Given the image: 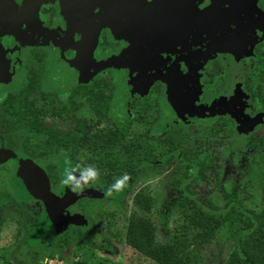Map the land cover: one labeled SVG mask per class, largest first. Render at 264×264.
I'll use <instances>...</instances> for the list:
<instances>
[{"label": "flooded vegetation", "instance_id": "af4514ba", "mask_svg": "<svg viewBox=\"0 0 264 264\" xmlns=\"http://www.w3.org/2000/svg\"><path fill=\"white\" fill-rule=\"evenodd\" d=\"M202 1L204 9L213 8L209 19L202 18L203 13L196 9L195 0H31L25 13L22 11L25 8L22 4L28 0H0V31L5 27H14L27 37L39 39L44 44L27 43L15 31H5L0 36V84L4 80L10 81L11 75L16 73L21 77L22 87L28 76L27 61L35 62L37 59L43 66L32 74L38 88L29 97L35 100L36 109L43 107L44 102L54 103V107L74 109L75 103L69 102L74 89L96 84L100 79L110 87L113 86V78L115 82L120 81L125 86H130V91L136 97L134 103H137L134 111L141 110L149 114L151 119L157 120L161 112L166 113L167 106L169 110L188 118L201 113L196 123H211L208 126L210 132L212 128L228 123L231 130L227 133L229 137L223 139L225 141L237 137V132L242 135V145H246L254 136L260 140L264 136V0H222L215 5L211 1L210 4L209 0ZM37 2L40 4H36ZM166 11L175 17L167 16ZM160 18H166L167 24L171 19L170 26H178L179 21L189 32V40H184L189 49L186 46L181 48L185 50L180 54L181 57H175L177 62L173 56L171 58L166 55L162 58L160 53L155 56L154 49L160 52V48L147 39L150 34L148 29L156 27L154 22L158 19L160 21ZM167 24L161 28L165 30ZM70 43H79L82 47L75 52L67 49ZM115 46L119 47L112 51ZM170 51L176 54L171 47ZM219 52L224 55V52L228 55L234 53L228 57L236 58L209 59L219 55ZM100 53L106 55L101 57ZM63 62L67 65L65 68L59 66ZM52 76L58 79L54 81ZM63 83L65 87L62 86ZM61 89L64 92L55 93ZM107 89L113 95L115 87ZM11 94L8 93L5 98ZM256 95H259V100H255ZM113 103L114 101L109 108V115ZM46 114L40 127L45 133L82 132L78 127L71 128L74 125L72 122H65L53 116L50 111ZM133 119L139 123L137 115H133ZM56 120L71 129L59 130L46 125V121L55 123ZM104 124L106 125L102 123L98 127ZM192 124L190 126L193 128ZM147 127L151 128L149 122ZM105 128L106 126L98 130ZM95 130L96 127L87 124L85 135ZM133 134L139 138L148 137L143 132ZM212 138L213 141L221 139L215 135ZM72 145L71 148L76 144ZM260 146L264 147V141L260 140ZM259 156L264 163V150ZM0 158V195L6 194L2 190L6 185L8 190H12V199L22 202L17 198L16 188L12 185L20 175L27 178L31 185H36V195L41 198V195H45L54 206L51 212L53 215L56 205L48 197L46 189L49 181L43 183L41 176L29 167L31 161L16 158L8 148L0 150ZM53 161L59 168L58 161L67 160L59 158ZM34 165L45 174L42 168ZM21 166L22 169L28 167L27 172L19 171ZM28 169L31 172L30 178ZM161 178L162 176L158 180ZM41 184L45 189L40 188ZM86 191L89 190L83 189L77 195ZM49 192L58 196L57 188L55 190L51 186ZM6 204L9 205V201L2 198V262L23 264L26 246L18 238L24 233V229L17 222L22 217L15 219L9 215L2 216L1 211L7 209ZM29 205L30 202L26 206L30 207ZM41 206V211L46 216L50 215L47 206ZM61 214L62 212L58 216ZM52 219V223H56L55 217Z\"/></svg>", "mask_w": 264, "mask_h": 264}, {"label": "trees", "instance_id": "16d2710c", "mask_svg": "<svg viewBox=\"0 0 264 264\" xmlns=\"http://www.w3.org/2000/svg\"><path fill=\"white\" fill-rule=\"evenodd\" d=\"M42 66L37 59L35 62L29 60L27 81L17 93L8 95L1 102L0 150L8 148L16 158L42 168L48 186L55 190L59 168L53 164L54 159H65L75 168H94L97 171L96 192L103 196L78 200L75 205L86 224H71L60 235L40 242L32 250L26 249L23 260L29 264H44L46 258L64 261L68 255L74 258L79 253L82 260H77L76 264H100L95 261L98 259L96 254L90 251H113L110 237L95 238V234L102 233L98 223L108 218L109 225L127 222L126 264H206V254L213 247L215 264L222 250L223 264H264V163L257 161L264 150L260 146L264 136L260 140L251 137L241 146L242 154L238 160L246 159L242 178L230 175L227 177L230 190L220 191L227 159L237 146L233 140H223L229 137L227 133L231 127L228 123L212 128L211 132L209 125L198 129L197 134L201 137L215 135L221 138L210 142L208 149L190 150L186 138L190 132L176 126H171L162 138H153L141 145L139 142L146 137L139 138L128 128L98 130V125L109 118L113 101V95L107 89L113 86L108 87L103 79L74 89L69 101L75 103L74 109L54 107L51 102H44L43 107L36 109L35 100L29 99L38 88L32 74ZM258 96L255 100L260 99ZM48 111L65 122L77 124L82 132L45 133L40 127ZM87 124L96 130L85 135ZM202 125L196 124L199 128ZM127 134H133V139H126ZM73 143L76 145L71 148ZM181 145L186 146L181 149ZM122 154H126L127 160L135 158L137 163L122 166H126L123 170L129 179L119 192L113 191L109 195L108 188L123 177V171L116 170L112 159ZM167 174H170V180L164 179ZM153 180H157L159 187H168L161 195L158 210L154 196L138 187L143 181ZM200 186L206 189L202 195L198 193ZM3 187L6 194L0 195V209L3 198L9 201L10 208L22 211V215L30 214L33 219L34 209L12 199V193ZM173 215L185 222L175 233L170 232L168 226ZM22 221H17L20 226ZM32 225L26 227L27 232ZM159 227L165 234L162 242L158 241ZM86 250L83 258L82 251Z\"/></svg>", "mask_w": 264, "mask_h": 264}, {"label": "rangeland", "instance_id": "374dc122", "mask_svg": "<svg viewBox=\"0 0 264 264\" xmlns=\"http://www.w3.org/2000/svg\"><path fill=\"white\" fill-rule=\"evenodd\" d=\"M33 2L35 0H32ZM213 3L215 4H219L222 2V0L214 2L213 0H209V3ZM213 1V2H212ZM31 0H28L27 3H23L22 5L25 7L22 10L24 13L27 11V7L30 4ZM32 2V3H33ZM196 5H197V10L201 11L202 13L204 12H209L210 15H212V12L210 11V9L212 8H205V6H203L202 4L204 3L202 0H195ZM210 3V4H211ZM21 5V6H22ZM213 5V6H214ZM67 6H69V3H67ZM2 7V6H0ZM11 7V6H10ZM167 16H171V17H175L174 15H172L169 11H166ZM163 14V13H161ZM164 15V14H163ZM47 16V14H46ZM160 16V15H159ZM180 16V15H179ZM28 17V16H27ZM31 18V17H30ZM28 18L29 20L32 21V19ZM159 20V19H158ZM157 22L153 21L155 23V25L157 24L156 27H150L149 32V36L147 37V39L149 41H151V43L155 46L160 48V52L156 49H154L155 52V56H158L159 53L160 55H162V58L166 55H168L169 57L176 60L177 59L175 57H181L180 54L185 50V48L181 49L183 46H186L188 49L189 47L187 46V42L189 38V32L186 30V27L180 23L178 26H173V24H171L172 26H170V21L171 19L168 21L169 24H167L166 18L161 19L160 21ZM167 24L168 27L164 30L161 27ZM178 27V28H176ZM31 29V26H30ZM185 40V41H184ZM9 42V41H8ZM14 43V42H13ZM174 45H177L175 47V49L173 48ZM13 46L16 49L15 44H13ZM119 46H115L113 47L112 51H115ZM163 47V48H162ZM170 47L176 51V54H174V52L170 51ZM181 49V50H180ZM180 50V51H179ZM179 51V52H178ZM162 53V54H161ZM223 53V52H222ZM221 52H219V55H216L212 58L209 59H213V58H230L231 60L235 59L233 58V56H230L231 54L233 55L234 53H231L230 55L227 54V52L225 55L222 54ZM105 54L100 53V56L103 57ZM212 55V54H211ZM51 58V57H50ZM153 58H155L153 56ZM29 61V60H28ZM27 61V63H28ZM50 61V59H49ZM173 62V61H171ZM224 63H229V62H225ZM63 66L65 68V66H67L64 62L59 64V66ZM11 72V70H9ZM55 76V75H54ZM56 77V76H55ZM52 76V79L54 78V81L57 80L58 78H55ZM21 77L14 73L13 75H11L10 77V81H6L4 80L1 84H0V101L3 100V98H5V95H7L8 93H17L19 91V89L21 88V81H20ZM119 80V79H118ZM112 83L113 86L115 87L114 89V98L115 100L112 108L110 110V115L109 118L106 121V125H102L100 127H98V129H101L102 127L106 126L105 130H108L110 127L112 129L115 128H120V127H125L128 128L129 130H131L133 133L134 132H140V133H145V135L148 137H146L145 139H143L141 142H139L141 145L146 144V142L151 141L153 138H157L160 139L162 138L165 134L166 131L171 127V126H176L180 129H187L190 132V135H188L187 140H189V144L187 145L189 147L190 150H196V148H205L208 149L209 148V144L210 142L213 141V138H206V137H201L200 135L197 134V132L199 131L198 129L201 130V128H205L207 125H210L211 123L208 122H198L199 121V116L201 113H199L197 116H194L196 118L192 116H190V118L186 117V116H180L179 113H175L172 110H169V108L167 106H165V110L166 113H160V116L157 120L155 119H151V116L141 110H135L134 111V106H137V103H134V100L136 99L135 96H133V93L130 91L129 87L130 86H125V84L121 83L120 81H116L112 78ZM55 84V83H54ZM52 84V85H54ZM63 87H65V83L62 84ZM56 87V86H55ZM58 87V86H57ZM59 92H64L61 90H58V92H55L56 94H60ZM135 113V114H134ZM133 115H137L139 118V123L134 121L133 119ZM188 115V114H186ZM46 125L49 127H56L55 129H59L62 130L63 129H76L77 128V124H74L70 127H67L65 124L63 125V122H60L59 120H56V122H50V121H46ZM149 122V124L151 125V128L147 127V123ZM194 123V125L192 124ZM190 124L193 125L190 126ZM196 124H203L202 127H198L196 126ZM153 126V128H152ZM187 127H190V129H188ZM237 137H233L230 139L233 140L232 143L235 144L236 149L230 154L229 158L227 159L225 168H224V173H223V177L222 180L220 181V191L222 190H230V179L227 178L230 175L236 176V179L238 178H242V169L244 168L246 159L243 160H238V156L242 154V151H240L239 149L241 148L242 144L238 143L243 141L242 139V135H240L239 132H237ZM126 139H133V134H127L124 136ZM245 137V136H244ZM228 141V142H230ZM186 145H181V149H183V147ZM126 154H122V156L118 157V158H113L112 162L114 164H116V170L117 171H123V176L126 175L125 170H123V168H125L126 166H128L131 163H137L135 158L132 160H127L126 158ZM262 157L258 156L257 161L262 163ZM257 163V162H256ZM59 165V182L57 187V191H58V196H61V198L59 199H67L70 198L72 196H76L78 193L76 192H72L70 190V187L67 185L62 184V180L65 178V171L66 170H71L73 168H75L72 164H70L67 161H58L57 163ZM124 164H127L125 167H122ZM255 164V163H254ZM258 164V163H257ZM1 163H0V167H1ZM10 168H12L10 166ZM28 167H24L22 169V166L19 168V171L23 172L24 170H26ZM175 169V168H174ZM27 172V170L25 171ZM29 172V178H30V169H28ZM10 173V172H9ZM75 175H79L78 173H74ZM170 174H167L164 179H168L170 180ZM2 180V179H1ZM158 180V179H157ZM157 180H153V181H143L141 182L138 187L144 188L146 189L151 195L154 196V198L156 199V207L157 210L159 208V204H161V195L163 194L164 190H167V186L166 187H159L157 184ZM32 184V183H31ZM28 182V179L25 177H21L19 175V177L14 180V183H12V185L14 186V188H16L15 192L17 194V198L19 200H21L24 204H28V202H30V207L33 210V214H34V218L31 219L30 218V214H23L22 211L16 212V210H14L13 208H10V206L8 204H6L5 208L7 209H3L1 211V215H9L10 217L13 218H18V217H22V224L21 226L24 229V233L18 238L19 241H24L23 246H26V249H33L35 248L37 245H39L40 242L47 240V239H51L53 238L52 236H57L60 235L62 232L66 231V229L68 228L69 225L74 224V225H84L86 224L85 221L82 219V214L80 213V209L78 208L77 205L69 208L66 207L63 209L61 216H58L56 218V223H52V216L51 212L54 209V206L46 199L45 195H41L43 198H41L39 195H36V193L34 192V190H36V185H31ZM96 182L94 181H89L86 185H82V190L83 189H88V190H96L95 188ZM6 186V185H5ZM43 187V184H41L40 188ZM45 189V188H44ZM199 190V194L202 195L204 191H206L205 187L200 186L198 187ZM10 192H12L11 189H9ZM36 196V197H35ZM57 196V198H58ZM170 196V195H169ZM35 197V198H34ZM34 200V201H32ZM130 205H132V201L129 200ZM41 205H45L47 206V212L50 215L46 216L45 213L43 211H41V207L43 209V206ZM155 207V208H156ZM40 210V211H39ZM61 212V211H60ZM33 223L32 228L30 230H28L27 232V228L29 224ZM57 225V227H56ZM98 225L100 227H102V233L99 234H95V238L96 239H102L104 236L105 237H110L112 239V249L113 251L115 250V252L111 251V252H105V251H96L94 249H92L90 252H94L96 254V256L98 257V259H92L95 260L96 262L100 263V264H126L128 261L126 259H128L125 255H126V239H125V234H126V226H127V222L123 223V222H114L113 225H109V219L106 218V221L104 220L103 222H99ZM185 225V222L182 218L173 215V217L168 221V226H169V231L175 233L177 230H181L182 227ZM84 234L87 235L88 233L84 231ZM164 232L161 233V228L159 227V233H158V241L162 242L165 239L164 236ZM16 246V245H15ZM215 247L211 248L210 252L206 254V264H215V258L213 257L215 255L214 253ZM86 251H82V257L84 258V255L86 254ZM219 253H221L222 255H219L216 259H217V264H223V261L225 259L222 258L223 256V250L219 251ZM2 252L0 251V256H1ZM90 254V253H89ZM217 255V254H216ZM79 257V258H78ZM89 258H91V256L89 255ZM214 259V260H213ZM78 260H82L81 256L79 255V253H77L76 257L72 258V255H68L67 257H65V260L62 261L60 259H48L46 258L44 260V264H71V262H75L74 264H76V261ZM90 260L86 261V263L90 262ZM127 261V262H126ZM0 264H4V262H2V256L0 257ZM23 264H28L27 261H25V263ZM81 264V263H79Z\"/></svg>", "mask_w": 264, "mask_h": 264}, {"label": "water", "instance_id": "95a60500", "mask_svg": "<svg viewBox=\"0 0 264 264\" xmlns=\"http://www.w3.org/2000/svg\"><path fill=\"white\" fill-rule=\"evenodd\" d=\"M95 1V0H94ZM90 3H92V2H90ZM36 4H40V3H36ZM90 8H92L93 9V6L91 7L90 6ZM211 12L213 11V8L210 10ZM213 14V13H212ZM212 16L209 14V12H205V13H203V15H202V18H204V19H209V18H211ZM4 30H2V31H0V36L2 35V34H4V33H6L5 31H15L16 33H18V34H20L23 38H24V40H26V42L27 43H32V42H35V43H37L38 45L39 44H41V45H44V44H42V42H40V40L39 39H37V40H35L36 38H30V37H27V35H25L24 33H21V31L19 30V29H16V28H14V27H5V28H3ZM55 36H57V35H53V37H55ZM94 43H95V39H94V41H93ZM85 46V45H84ZM81 47H82V45H80L79 43H76V44H74V43H70V46L69 45H67V49H71V50H73V51H75L76 52V50L78 51L79 49H81ZM55 48V47H54ZM86 48H84L83 50H85ZM86 51V50H85ZM81 59V57L79 58V60ZM81 63V62H80ZM80 69V68H79ZM1 159V158H0ZM27 164V163H26ZM26 167V166H25ZM29 167L33 170V171H35L36 173H38L40 176H41V178H42V180H43V183L45 182V183H48V179L46 178V176H45V174L38 168V167H36L33 163H31L30 165H29ZM47 190V193H48V197H49V199L56 205V208H55V210H54V212H53V215H51L53 218L55 217V219H56V216H58L62 211H63V209L64 208H66V207H69V206H71V205H73V204H75L78 200H80V199H82V198H84V197H87V196H96V197H100V198H102V196L103 195H101V194H99L98 192H96V191H92V190H89V191H86V192H84V193H81V194H79V195H77V196H74V197H72V198H68V199H59V198H57V197H55V196H53L50 192H49V187L46 189ZM61 211V212H60Z\"/></svg>", "mask_w": 264, "mask_h": 264}, {"label": "clouds", "instance_id": "9594fccd", "mask_svg": "<svg viewBox=\"0 0 264 264\" xmlns=\"http://www.w3.org/2000/svg\"><path fill=\"white\" fill-rule=\"evenodd\" d=\"M79 172V175L74 173ZM97 179V171L94 168H80L77 166L71 170L65 171V178L62 180V184L70 187L72 192H80L82 185H86L90 180L95 181ZM128 176L125 175L118 179L108 188V194L111 195L113 191L119 192L128 181Z\"/></svg>", "mask_w": 264, "mask_h": 264}]
</instances>
